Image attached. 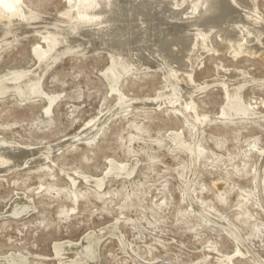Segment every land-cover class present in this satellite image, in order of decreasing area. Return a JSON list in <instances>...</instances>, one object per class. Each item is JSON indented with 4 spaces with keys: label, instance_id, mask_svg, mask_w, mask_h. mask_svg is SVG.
Returning <instances> with one entry per match:
<instances>
[{
    "label": "rangeland",
    "instance_id": "obj_1",
    "mask_svg": "<svg viewBox=\"0 0 264 264\" xmlns=\"http://www.w3.org/2000/svg\"><path fill=\"white\" fill-rule=\"evenodd\" d=\"M24 1L52 19L74 8L67 0ZM255 2L264 24V0ZM75 18L73 11L68 20ZM39 27L11 29V41L0 44V78L23 70L35 89L31 100L0 94V137L62 147L0 173V264H78L76 247L96 235L98 259L79 264H264V57L207 51L191 73L177 66L172 77L151 56L113 90L103 75L106 49L39 59L38 46H46ZM231 72L251 84L250 116L223 115ZM40 89L55 96L48 114ZM191 101L195 109L186 108ZM112 167L120 174H108ZM18 197L31 211L1 213ZM60 243L74 248L59 252Z\"/></svg>",
    "mask_w": 264,
    "mask_h": 264
},
{
    "label": "bare ground",
    "instance_id": "obj_2",
    "mask_svg": "<svg viewBox=\"0 0 264 264\" xmlns=\"http://www.w3.org/2000/svg\"><path fill=\"white\" fill-rule=\"evenodd\" d=\"M67 1L69 4L74 3V8L61 13V17L52 19L49 18V16H45L41 11L32 8L31 10L24 0H0V36L8 34L11 29L15 28L31 30L35 25L37 26V24L43 26L41 28L39 27V35L41 34L42 40L45 41L46 46L43 47L39 45L38 47L41 46L40 50L36 48V50L39 51V59L42 58L43 54L45 56L47 52L54 53L53 55L56 54L55 56H57V53L65 49L70 51L74 50L73 54L77 56L101 48L106 49L111 56V61L110 66L104 71L103 75L111 83L113 90H117L118 80L124 73V75H126L132 70H140L139 67L151 65V56L160 60V64L162 66L164 65L163 67L166 66L168 68L170 66V76L172 77L177 76V69H175L177 66L191 73L197 60L207 51L228 49L233 51L235 56L245 52L252 54V56L260 54L264 57V24L261 21V14L257 12L258 8L255 0H253L254 3L252 0ZM243 9L255 12L254 19L250 20V18L248 19L245 17V15L242 14V11H244ZM246 10L245 13L249 15L251 12H246ZM73 11L76 13V18L73 21L68 20ZM5 38L4 40L0 39V44L11 41V38H8L7 35ZM35 52L34 49V54L36 56L37 52ZM67 53L64 54L67 55ZM60 55L62 56L63 54ZM51 59L52 58H50V60ZM57 61L59 60L57 59ZM35 69L36 68H34V70ZM22 71L23 70L16 71L8 77L4 76L3 79L0 78V94H17L19 96L18 98L21 100H31L34 98L32 93L33 90H35L33 78ZM232 71L234 72V70ZM240 72H235L233 74L231 72V78L228 80L231 86L226 85L228 102L223 109V115L229 118L250 116L251 111H253L251 109L252 107H254V112H256V106L249 101V98L252 96L250 89L251 84L248 86L246 85V81L243 82L239 79L242 75L239 74ZM189 76H191V74H189ZM174 90L175 89H173V91ZM40 91V94L46 96L48 100L49 107L45 110L48 114L52 109V104L55 102V96L44 92L42 89H40ZM164 93L165 92H162L161 96H163ZM34 94L36 95L37 93ZM180 96L181 95H179V97ZM123 97V94H120V103L123 101ZM169 97L171 96L169 95ZM161 98L159 97V99ZM164 99L165 97L163 100ZM171 100L169 99V101ZM185 106L187 109H195L194 101L185 104ZM196 119L198 121L201 120L198 116H196ZM91 122L94 121L92 120L88 122V124ZM90 127L92 128V126ZM181 141L180 143H182ZM60 147H62L61 142L51 145L50 147L41 145L32 146L23 145L2 136L0 137V173H7L11 170H15V168L23 167L29 158H34V156L43 153V155H45L47 151L50 150L58 151ZM193 147L194 146H190L189 151L195 160L198 155V150ZM50 155L47 156L46 154L44 157L48 159ZM44 157H42V159ZM28 161L30 162V160ZM110 165L111 164H109V166ZM113 168L114 167L109 169L108 174L119 175L120 173L113 171ZM92 180L97 188L103 185V179ZM30 207L32 206L29 200L26 201V198H19L6 209V212L1 213L20 216L23 215L26 209L29 208L28 210H30ZM27 212L29 213V211ZM227 229L229 228L227 227ZM230 230L231 228L229 231ZM100 239L101 235H96L94 239L90 241H82L80 244L78 242L79 245L76 247L77 257L75 263L78 262L79 264V262L88 263L96 261L98 259ZM71 245L73 244L61 245L60 251H58L62 252L63 250L73 249L74 247ZM3 262H5V264L26 263L25 259L19 260L16 258H7ZM71 262L72 261H70V263ZM259 264L262 263L259 262Z\"/></svg>",
    "mask_w": 264,
    "mask_h": 264
}]
</instances>
